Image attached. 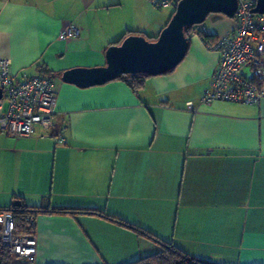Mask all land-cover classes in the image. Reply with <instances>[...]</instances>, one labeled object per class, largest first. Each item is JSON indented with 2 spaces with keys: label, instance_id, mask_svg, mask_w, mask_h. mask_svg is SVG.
Segmentation results:
<instances>
[{
  "label": "crops",
  "instance_id": "obj_1",
  "mask_svg": "<svg viewBox=\"0 0 264 264\" xmlns=\"http://www.w3.org/2000/svg\"><path fill=\"white\" fill-rule=\"evenodd\" d=\"M0 0V60L14 77L48 75L54 126L29 138L0 133V209L96 210L212 264H264V100L202 104L217 55L191 35L184 60L132 92L123 82L79 88L60 80L105 65L124 35L156 37L178 0ZM255 1V0H254ZM73 24L79 34L61 39ZM235 20L199 28L229 35ZM211 44V43H210ZM191 104V108L187 107ZM64 128L66 144L54 136ZM32 264H128L155 243L100 217L37 215Z\"/></svg>",
  "mask_w": 264,
  "mask_h": 264
},
{
  "label": "built area",
  "instance_id": "obj_2",
  "mask_svg": "<svg viewBox=\"0 0 264 264\" xmlns=\"http://www.w3.org/2000/svg\"><path fill=\"white\" fill-rule=\"evenodd\" d=\"M235 28L215 44L203 40L217 55V67L202 104L223 102L257 105L264 100V15L253 14L254 0H237ZM171 2L152 0L156 9L170 7ZM73 25L64 27L61 39L78 36ZM191 35H198L192 32ZM0 133L7 137L29 138L38 130L47 131L55 124L56 91L48 76L35 75L17 80L7 60H0ZM191 108V104H187ZM64 128L54 136L58 146L66 144ZM26 227L34 224L31 216L23 219ZM0 248L5 249L12 264H32L36 256V238L32 231L23 233L15 226L11 212L0 211Z\"/></svg>",
  "mask_w": 264,
  "mask_h": 264
},
{
  "label": "water",
  "instance_id": "obj_3",
  "mask_svg": "<svg viewBox=\"0 0 264 264\" xmlns=\"http://www.w3.org/2000/svg\"><path fill=\"white\" fill-rule=\"evenodd\" d=\"M237 5V0H179L172 17L155 40L141 35L127 36L119 44L107 48L104 66L67 70L60 80L79 88H90L116 81L120 76H162L184 60L189 49L186 28L204 24L211 14L234 19ZM252 13L264 15V0H255Z\"/></svg>",
  "mask_w": 264,
  "mask_h": 264
},
{
  "label": "trees",
  "instance_id": "obj_4",
  "mask_svg": "<svg viewBox=\"0 0 264 264\" xmlns=\"http://www.w3.org/2000/svg\"><path fill=\"white\" fill-rule=\"evenodd\" d=\"M177 2L175 3L174 7H176ZM172 15H171V17H172ZM202 25L186 28L184 30L185 36L189 38L191 36L192 32H196L198 34V36L201 37L203 40H206L209 43L213 44L214 38L210 35H207L204 31L199 29ZM194 29H195V31H194ZM125 36L126 35H124L114 45L119 44L125 38ZM146 38L149 40H155L157 38V36L156 37H146ZM189 47H190V38H189ZM174 70H172V71H170L164 75H168V74L172 73ZM45 76H48V75H45ZM48 77L51 79L50 76H48ZM147 78H150V77H145L143 75L120 76L116 81L123 82L132 92L137 93L142 88L143 82ZM2 210L9 211L13 214L14 219H15L16 228L20 232H23V233H27L30 231H32L34 233V224L31 225L29 228L26 227V224L23 221L25 216H31L35 221V216H37V215H64V216L73 217L77 214H87V215H91V216L100 217V218L107 220L111 223H114V224H116L122 228L130 230V231L134 232L137 236L142 237L144 239H147L148 241L155 243L156 245H158L161 248V252L159 254L152 255V256H149L146 258H142V259H138V260L132 261L128 264H212V263H208L205 261L198 260L192 256L187 255L182 250L173 246L171 243H168V242H165V241L158 239L153 234H151L150 232H148V231H146L140 227L131 225V224H129L123 220H120L118 218L105 215L102 212H98L96 210L65 209V208L64 209L63 208H59V209L29 208V207H26L25 205H23L20 202V200L14 201L8 208L0 209V211H2ZM0 264H12L9 253L3 248H0Z\"/></svg>",
  "mask_w": 264,
  "mask_h": 264
},
{
  "label": "rangeland",
  "instance_id": "obj_5",
  "mask_svg": "<svg viewBox=\"0 0 264 264\" xmlns=\"http://www.w3.org/2000/svg\"><path fill=\"white\" fill-rule=\"evenodd\" d=\"M194 31H195V29H194Z\"/></svg>",
  "mask_w": 264,
  "mask_h": 264
}]
</instances>
